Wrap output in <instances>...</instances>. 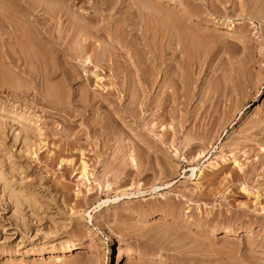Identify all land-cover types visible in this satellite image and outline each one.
<instances>
[{
	"label": "rangeland",
	"instance_id": "1",
	"mask_svg": "<svg viewBox=\"0 0 264 264\" xmlns=\"http://www.w3.org/2000/svg\"><path fill=\"white\" fill-rule=\"evenodd\" d=\"M0 264H264V0H0Z\"/></svg>",
	"mask_w": 264,
	"mask_h": 264
},
{
	"label": "bare ground",
	"instance_id": "2",
	"mask_svg": "<svg viewBox=\"0 0 264 264\" xmlns=\"http://www.w3.org/2000/svg\"><path fill=\"white\" fill-rule=\"evenodd\" d=\"M26 15H24V17H25ZM23 17V16H22ZM28 17V16H27ZM26 19V18H25ZM22 21H24V22H26L24 19H22ZM31 30H33L32 28H30ZM28 30V29H27ZM31 30H29L30 32H31ZM36 31H39V30H37L36 29ZM29 32V33H30ZM29 33H27L28 35H29V40H30V42L28 41V45L29 44H31V43H33V44H31V46L29 45V47H34L33 45H35V47L34 48H36L37 49V46L36 45H38L39 46V44H40V40L43 38H40L42 35V33L41 34H39L40 32H35V29H34V31L33 32H31L32 34H29ZM28 37V36H27ZM43 41V40H42ZM46 44V43H45ZM41 45V44H40ZM44 45V44H43ZM43 45H41V46H43ZM41 46H39L41 49L43 48V51H40L41 49L39 48V49H37V50H39L40 52H44V48L45 47H41ZM44 46H46V45H44ZM32 48H29V49H32ZM37 50H34L33 49V53L34 54H36V51ZM39 52V56H42L41 55V53ZM37 53H38V51H37ZM36 55H38V54H36ZM43 55H45L44 53H43ZM221 162L222 163H225L226 162V159H221ZM219 165L217 164V163H215L214 164V168H217ZM79 174H80V176H81V179H85L86 178V168H85V166L84 165H82V168L80 169V172H79ZM107 203V201L105 202V204ZM218 233V232H220V233H222V234H224L225 236H232V235H237V232H235L234 230H231V229H220V230H213V233ZM76 247L77 246H73V245H69V246H67V248H61L60 249V251H61V253H66V254H68V253H72V252H74V250L76 249ZM121 258V252H120V250L118 251V255H117V259H120Z\"/></svg>",
	"mask_w": 264,
	"mask_h": 264
}]
</instances>
